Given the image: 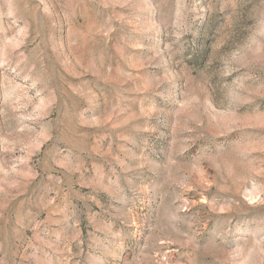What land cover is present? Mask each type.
I'll return each mask as SVG.
<instances>
[{"label": "rangeland", "instance_id": "1", "mask_svg": "<svg viewBox=\"0 0 264 264\" xmlns=\"http://www.w3.org/2000/svg\"><path fill=\"white\" fill-rule=\"evenodd\" d=\"M0 264H264V0H0Z\"/></svg>", "mask_w": 264, "mask_h": 264}]
</instances>
